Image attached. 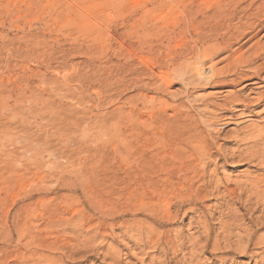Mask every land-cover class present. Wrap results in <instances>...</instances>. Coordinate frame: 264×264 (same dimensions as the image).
Listing matches in <instances>:
<instances>
[{"label":"rangeland","instance_id":"1","mask_svg":"<svg viewBox=\"0 0 264 264\" xmlns=\"http://www.w3.org/2000/svg\"><path fill=\"white\" fill-rule=\"evenodd\" d=\"M210 3L0 0V264H111L116 253L129 264H195L194 241L199 264H264V189L244 188L264 175L252 161L228 158L214 173L213 166L197 171L193 188L211 178L220 191L179 212L171 200L175 223L137 213L151 196V171L158 178L180 172L171 171L180 170L173 155L184 152L187 137H205L213 154L226 157L244 148L249 122L228 119L238 108L213 116L216 131L198 110L220 104L227 90L250 98L258 89L247 81L218 90L210 80V67L252 45L243 38L227 51L214 47L234 32L207 19ZM97 219L107 226L86 241L83 259L46 246L67 241L77 249L98 230ZM78 222L84 237L71 232ZM157 235L174 254L163 242L148 248L146 238Z\"/></svg>","mask_w":264,"mask_h":264},{"label":"bare ground","instance_id":"2","mask_svg":"<svg viewBox=\"0 0 264 264\" xmlns=\"http://www.w3.org/2000/svg\"><path fill=\"white\" fill-rule=\"evenodd\" d=\"M210 1L211 3L208 5L209 8L208 10L205 11L206 13L207 12L211 13L209 15L207 13V19L210 21L212 20L213 22H219L220 25H225L226 27H230L233 30L234 34L236 35V38L234 37V34L227 35L226 38L221 40L220 44L217 43V41L215 40L216 42L214 44V47H216L219 51H224V50L227 51L228 48L232 47V45L234 44L236 45L237 41L243 38H245L246 41L248 42H252L251 47H249V49L247 48V50L246 49L243 50L244 47H240L239 45L236 46L237 48L233 52H231L228 56L226 55L227 57L224 58V60H222L224 61V63L220 68L216 69L214 67H210L208 69V72L210 74V80L214 82L215 88L218 90L231 89L240 85V83L247 81L251 82L254 85H257L258 89H256V92H252L253 96L250 98L248 96H245L244 94H238L237 92H232L230 90H227L220 104H214V103L199 104L198 107L199 113L207 114L206 116L210 118L206 120L205 123L210 130H214V131H216V129L213 126L215 125V121L217 120V118L213 116L216 115V113L219 112V110L224 109L226 111H229V109L238 108L239 110L237 111H239V113L237 115L229 116L228 119L232 120L233 118H237L244 120L243 122H249V124H247L244 127V129L246 130V132L243 133L244 137H246L245 138L246 142L242 143V146H244V148L238 147L236 151H231V154H229L228 157L218 153L213 154V152L211 151V145L208 143L207 139L205 137L199 138V136L195 135V137L194 136L187 137L186 140L183 141V143L186 144L185 145L186 149H183L184 152L182 154L173 155V158L179 165L178 168L180 170H176V168H173L171 171H180L178 172V174L172 172L167 176L165 174V177L163 176L164 178H158L155 177V175L153 174L154 171H151L152 174L151 179L149 181H146L147 183L145 182V184H147L146 190L148 191V188H151V190L148 191L149 193L151 192V196L148 198H144L143 200H140L138 202L137 213L141 211L140 213L143 212L145 214H149V216L159 215L161 219L166 218L167 221L172 220L173 223H175L176 219L169 218L170 217L169 209H170L171 200H174L175 204H177V212H179L180 210H182L185 204L192 203V201L193 202L204 201L207 195L210 194V192H212L213 190H215V192L220 191L216 186L210 185V183L213 182L211 178L208 179V184L205 183L206 184L205 186L201 184L193 188L194 182L197 181V177H196L197 171L205 172L210 166H213V168H211V172L214 173L216 171L215 168L217 161L219 162L221 160H226L228 158L230 159L238 158L241 161H252L256 165H259L261 171L264 170V57L261 58V56L264 55V41L261 43L259 42L260 40L258 41L259 35H261V33L264 31V0H210ZM201 14L203 15L202 11ZM261 124L263 125L261 126ZM164 149L165 148H163V150ZM211 161H213V164H211ZM241 188L240 189L243 190V187ZM244 188L247 191H254V193L258 195L259 190L261 188L264 189V175L254 176L246 180L244 184ZM240 189L238 190L240 191ZM222 192L231 193L232 190H228L227 187H224ZM261 196L262 198H260V200L262 199L261 201H263L264 195ZM222 197L225 198L226 197L225 194ZM96 221H97L96 222L97 225L95 226H97L96 229L98 230H96L95 233L92 232L93 235H91L90 237L87 236L88 235L87 232L86 236L88 238L85 236L87 239H82V241L85 240L84 242L86 241L89 242V240L97 239V236L99 235L100 231L104 230L105 227L107 226L106 219H103L101 221L97 219ZM74 224L71 229V232L78 233L79 231L82 230L83 224L80 223L76 225ZM85 226H87V224ZM66 229L68 230V228ZM88 229L87 231H89ZM83 232L85 233L86 230ZM83 232L82 233L79 232V233L83 235L84 234ZM74 236L77 237L78 235H74ZM80 236L81 235L78 236V239L76 238L78 241L79 239H81ZM150 236L146 238V242H145L148 248L157 249V247L162 246L161 243L163 242L165 245L168 246V250L171 252V254L175 253V247L173 246L171 241L168 240L166 237H159L157 235L159 238L152 243ZM204 241L206 245L207 240ZM66 242L60 244L59 247L55 246V244H57L58 242L57 243L48 242L45 244L50 249L55 248V250L58 249V251H61L64 254L63 258H67V260L69 261H74V260L77 261V259H83L84 254L82 255V252L85 251L88 252V250L86 249L90 248L88 247L87 242L86 243L83 242L82 245H80L82 246L81 247L82 250L78 251L77 249L80 247L78 245H77L78 247L76 246L78 242L73 243V245L75 244L77 249L71 247L70 245H68V242L67 243ZM195 243L196 241H194L193 245ZM92 245L93 244H91V246ZM193 245L190 247L191 248L189 253L190 262L199 264L198 262H195L194 259H192V257H195ZM42 246H45L44 243ZM183 247L184 246L182 245V248ZM98 249H100L102 252L101 248H91L92 254L95 251L97 254ZM55 250L53 249L52 251L55 252ZM35 254L37 253L35 252ZM86 254L85 256H87ZM102 256L106 257V254ZM41 257H43V254ZM108 259L110 260L111 264H129L128 262H123L120 258V255L117 253L115 255L108 256ZM59 261H61V259H59ZM156 261L158 262L157 264H161L160 260L156 259ZM61 262L59 264H61Z\"/></svg>","mask_w":264,"mask_h":264}]
</instances>
